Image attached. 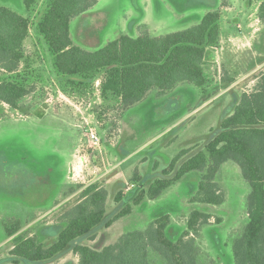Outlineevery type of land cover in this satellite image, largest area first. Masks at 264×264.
Returning <instances> with one entry per match:
<instances>
[{"label":"rangeland","instance_id":"obj_1","mask_svg":"<svg viewBox=\"0 0 264 264\" xmlns=\"http://www.w3.org/2000/svg\"><path fill=\"white\" fill-rule=\"evenodd\" d=\"M47 1H38L35 16L43 11ZM231 2L97 0L88 13L72 21L71 37L81 48L95 51L124 34L137 37L148 32L162 36L184 30L191 25L182 21L191 15L203 18L207 12L218 8L222 16H226L228 8H235V12L250 7L251 3L256 7L252 0ZM0 5L20 15L27 14L23 0H0ZM225 21H231L230 17ZM24 49L30 57H39L44 62L46 75L34 84L36 91L22 101V107H29L26 114L0 102V264H15L10 256L11 239L3 229V223L9 218L23 221L22 235L51 243L60 231L61 216L79 199L82 188L78 186L99 183L109 191L107 219H112L124 205L132 203L125 198L121 206L117 205L114 196L119 191L123 190L128 197L147 189L181 150L196 152L203 148L211 132L208 120L215 117L212 128L215 129L220 119L233 110L240 95L252 91L255 85L252 80L264 73L263 65L245 77V66L239 64L242 56H238L232 62L237 67L232 72L237 84L233 90L225 91L220 81L229 76L220 55L210 66L209 62L205 63L212 80L207 91L216 93L212 103H202L204 96L194 86L181 85L161 97L154 91L138 105L124 110L114 101L103 100L102 77L84 92H64L52 70L45 42L33 30ZM261 49L264 51V41L260 42ZM59 90L64 95L61 99ZM66 97L70 98L69 103ZM90 129L98 133V146L89 141ZM71 159L75 162L69 173ZM228 164L236 170L225 168L218 176V182L225 186L230 197L224 205L190 203L200 181V173L192 172L159 199L134 207L131 215L110 228H99L93 240L81 239L77 243L101 250L117 242L123 234L144 230L166 215L171 218L169 231L175 238L187 230L190 214L199 210L212 215L210 224L202 228L197 238L200 264H235L232 242L245 225L250 187L238 166L233 162ZM135 172L139 181L134 179ZM25 179L31 187L23 201L18 197L22 196L20 183ZM74 246L45 264H78ZM154 264L163 263L154 259Z\"/></svg>","mask_w":264,"mask_h":264},{"label":"trees","instance_id":"obj_2","mask_svg":"<svg viewBox=\"0 0 264 264\" xmlns=\"http://www.w3.org/2000/svg\"><path fill=\"white\" fill-rule=\"evenodd\" d=\"M23 1L26 15L0 5V102L12 110L28 112L29 107H22V101L36 91L34 84L46 75L44 62L25 52L31 30L45 42L52 70L66 93L84 92L102 77L103 100L114 101L124 110L138 105L154 91L161 97L181 85L201 90L202 103L212 97L207 91L212 82L205 63L212 58L210 50L220 45L219 9L207 12L197 25L185 30L162 36L148 32L137 37L124 34L102 48L87 51L73 42L71 23L88 13L97 0H48L37 16L34 14L39 0ZM257 16L264 25V0ZM233 83L234 79L223 77L221 85L226 89ZM228 162L239 167L250 187L246 200L248 222L232 242L234 263L264 264V73L252 91L240 95L233 110L211 130L203 148L196 152L181 150L147 189L128 197L119 191L114 196L117 205L125 198L132 203L124 205L112 219H107L109 191L99 183L78 186L82 188L79 199L61 216L60 231L51 243L22 235L23 221L9 218L3 229L12 242L10 256L15 264H45L74 244L78 264H154V259L163 264H200L197 238L210 224L212 215L199 210L190 214L187 230L175 238L169 231L171 218L166 215L144 230L123 234L101 250L77 242L93 240L99 228H110L131 215L134 207L159 199L192 172L200 173V181L190 203L224 205L227 195L218 176ZM134 179L138 180V172ZM20 185L23 191L18 198L24 200L31 184L25 179Z\"/></svg>","mask_w":264,"mask_h":264},{"label":"crops","instance_id":"obj_3","mask_svg":"<svg viewBox=\"0 0 264 264\" xmlns=\"http://www.w3.org/2000/svg\"><path fill=\"white\" fill-rule=\"evenodd\" d=\"M226 1L231 2V0H226ZM252 1H253V3H256L255 4L256 7H254L253 6L254 4L251 3V4H249V5H251L250 7H248V6L242 7L241 10H239V11L237 10L235 12H234L235 8L234 9H232V8L227 9L228 13L226 14V16H224V15L222 16V21H221L220 45L218 48L210 50L212 58L210 60L206 61V63L209 62V66H210L212 63H215L218 61L220 55L223 56V59L226 62L225 72L228 73V76H229L228 78L234 79V83L231 86H229L228 88H226L225 91L226 90L227 91L233 90L237 84V77H235L232 74L233 69L235 70V69H237V67L235 65H233L232 62L235 61L234 59H236L238 56H242L241 57L242 59H240L241 61L239 62V64L241 67L245 66L244 67L245 77H248L250 73L260 69L264 65V52H262V50H259L260 42L262 40H264V25L260 22V20L258 19V16H257L258 8L260 6L261 0H259L258 2H255V0H252ZM221 15H222V13H221ZM252 16L255 17L254 20L252 19ZM193 17H195V18L193 19ZM199 17L200 16H197V15H191V17L185 18L182 22L187 24V26L191 25V26L186 28V29H188L192 26L197 25L201 21L202 18H199ZM226 17H230L231 21L226 22L225 21ZM196 22H198V23H196ZM50 60H51V58H50ZM247 71H248V73L245 74V72H247ZM258 77L259 76L255 77V79L252 80V83L256 84ZM211 82H212V80H211ZM221 83H222V79L220 81V85H221ZM211 85H212V83H211ZM211 85L209 86L208 89L211 88ZM187 86H189V85H187ZM200 93H202L201 90H200ZM208 93H209V91H208ZM202 95H203V93H202ZM215 95H216V93L211 94L212 97L205 103L206 104L212 103L215 100ZM214 121H215V117L208 120L207 125H208L209 130L210 129L212 130V128L215 127ZM74 162L75 161L73 159H71L70 164H69L70 165L69 173L72 171V166H73ZM228 165L229 164L227 163L221 168L219 175L222 173V170H225V168H230L231 170H236L235 167H228ZM111 170H113V169H111ZM76 175H78V174L76 173ZM220 184L222 185V183H220ZM223 187L225 190H227L225 188V186H223ZM226 195H227V199H226V202H227L228 199L230 198L228 190H227ZM36 205H38V204H36ZM247 222H248V217L246 218L245 225L247 224Z\"/></svg>","mask_w":264,"mask_h":264},{"label":"built area","instance_id":"obj_4","mask_svg":"<svg viewBox=\"0 0 264 264\" xmlns=\"http://www.w3.org/2000/svg\"><path fill=\"white\" fill-rule=\"evenodd\" d=\"M58 94L60 95L59 99H61L64 95H62L61 91L59 90L58 91ZM67 98V97H66ZM70 99V98H69ZM69 99L67 98V102L69 103ZM51 100V99H50ZM49 100V101H50ZM63 100V99H62ZM65 100V99H64ZM82 104V103H80ZM88 138H89V141L94 143L95 145H99L100 144V139H99V136H98V133L95 129H90L89 130V133H88Z\"/></svg>","mask_w":264,"mask_h":264}]
</instances>
